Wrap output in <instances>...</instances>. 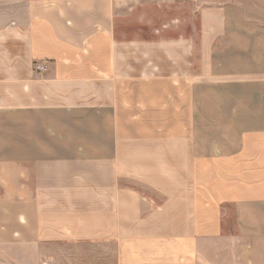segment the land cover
Here are the masks:
<instances>
[{"label":"crops","instance_id":"obj_1","mask_svg":"<svg viewBox=\"0 0 264 264\" xmlns=\"http://www.w3.org/2000/svg\"><path fill=\"white\" fill-rule=\"evenodd\" d=\"M143 10L0 0V235L72 254L39 264H264V0Z\"/></svg>","mask_w":264,"mask_h":264},{"label":"rangeland","instance_id":"obj_2","mask_svg":"<svg viewBox=\"0 0 264 264\" xmlns=\"http://www.w3.org/2000/svg\"><path fill=\"white\" fill-rule=\"evenodd\" d=\"M173 1L176 0H134V4L140 9L143 7V13L148 18L157 21H167L172 14L170 12V3H173ZM245 4H248V2ZM67 251L71 253L72 249L68 247L66 253ZM56 252L55 244H29L18 240H11L7 236L0 235V264L56 263L58 256L63 257V255L57 254ZM67 256L72 260V254H65L63 257L65 261L67 260Z\"/></svg>","mask_w":264,"mask_h":264}]
</instances>
